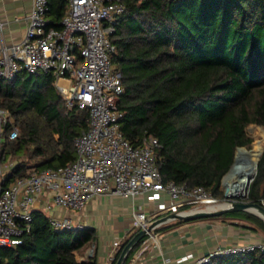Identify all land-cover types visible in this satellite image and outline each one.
<instances>
[{
  "label": "trees",
  "instance_id": "trees-1",
  "mask_svg": "<svg viewBox=\"0 0 264 264\" xmlns=\"http://www.w3.org/2000/svg\"><path fill=\"white\" fill-rule=\"evenodd\" d=\"M110 35L112 55L123 92L119 126L131 142L153 134L162 179L203 185L216 196L221 176L237 146H249V123L264 125V0H123ZM63 0H48L46 16L59 27ZM49 73L21 69L15 78L0 77V107L9 111L18 135L9 139L7 124L2 158H16L2 183L72 161L74 137L88 124V111L72 107ZM264 198V151L245 200ZM21 242L0 246V264H97L95 229H56L40 208ZM240 217L264 233V220L246 210L208 217ZM178 219L175 222H179ZM167 226V225H166ZM127 241V240H126ZM124 241L111 264L114 263ZM131 249L125 259L138 246ZM205 264H264V251L215 255Z\"/></svg>",
  "mask_w": 264,
  "mask_h": 264
},
{
  "label": "built area",
  "instance_id": "built-area-1",
  "mask_svg": "<svg viewBox=\"0 0 264 264\" xmlns=\"http://www.w3.org/2000/svg\"><path fill=\"white\" fill-rule=\"evenodd\" d=\"M63 1L66 8L56 27L46 16L48 0H31V7L23 16V37L0 45V77L12 80L21 69L53 75L67 110H87L88 124L74 137L76 157L72 161L40 171L32 169L6 185L2 183L5 170L0 153V246L21 242L31 228L35 208L79 210L95 195L132 199L145 195L147 205L141 209L132 206L130 211V228L146 229L136 251L139 254L148 244L159 242L156 227L162 223L148 229L153 220L171 212L214 210L221 207L219 202L239 200L221 201L203 185L164 181L155 155L157 138L145 131L131 142L122 133L119 122L123 113L118 100L123 85L112 62L116 46L110 35L116 16L125 9L123 0ZM7 124V137L13 139L18 128L9 111L0 107V144ZM260 204L264 206V198ZM74 215H49V221L56 229L85 226ZM127 239L124 236L115 241V254ZM250 250L264 251V238L217 245L205 253H185L173 260L163 258L161 264H205L215 255ZM92 252L93 245L88 255Z\"/></svg>",
  "mask_w": 264,
  "mask_h": 264
},
{
  "label": "crops",
  "instance_id": "crops-1",
  "mask_svg": "<svg viewBox=\"0 0 264 264\" xmlns=\"http://www.w3.org/2000/svg\"><path fill=\"white\" fill-rule=\"evenodd\" d=\"M30 7L31 0H0V45L17 42L23 37L26 27L23 16ZM146 201L145 195L132 199L130 196L100 194L92 196L79 210L57 207L45 213L48 216L74 213L76 220L93 227L95 242L83 251L76 252V257H87L89 248L95 245L97 264H108L115 254V241L124 236L129 239L137 231L130 228L131 207H144L147 205ZM176 220L178 219L158 225V244H148L139 254H136L137 246L125 264H161L163 258L173 260L185 253H205L217 245L264 238L260 229L254 228L251 222L240 217L205 216L182 219L179 222H175Z\"/></svg>",
  "mask_w": 264,
  "mask_h": 264
},
{
  "label": "water",
  "instance_id": "water-1",
  "mask_svg": "<svg viewBox=\"0 0 264 264\" xmlns=\"http://www.w3.org/2000/svg\"><path fill=\"white\" fill-rule=\"evenodd\" d=\"M239 147V146H237ZM236 147V148H237ZM264 151V150H263ZM234 162H231V164ZM258 162V160H257ZM230 164V166H231ZM257 165V163H256ZM229 166V168H230ZM229 168L226 170V172L229 170ZM225 172V173H226ZM224 173V174H225ZM223 174V175H224ZM222 175V176H223ZM221 176V177H222ZM253 175L249 177V181L252 180ZM225 195L227 196V189L225 191ZM233 210H246L252 213H255L259 215L261 218L264 219V206L258 202L255 201H249L245 199H239V200H233L228 202L225 206H221L217 209L214 210H193V211H186L185 213H175L171 212L168 213L164 216H161L155 220L152 221V223L148 226L149 228H152L156 226L157 224L166 222L168 220H173V219H195V218H200V217H205V216H212V215H218L221 214L225 211H233ZM146 234V229L141 228L137 230L127 241L126 243L122 246L117 258L115 259L113 264H124L126 257L130 253L131 249L140 241L142 237H144Z\"/></svg>",
  "mask_w": 264,
  "mask_h": 264
},
{
  "label": "bare ground",
  "instance_id": "bare-ground-1",
  "mask_svg": "<svg viewBox=\"0 0 264 264\" xmlns=\"http://www.w3.org/2000/svg\"><path fill=\"white\" fill-rule=\"evenodd\" d=\"M263 151V145L257 141L252 149L245 147H237V152L234 156V162L231 164L224 182L228 195H241L245 193L249 183V177L255 174L256 163L260 153ZM225 173V174H226ZM224 174V175H225ZM224 177V176H223ZM226 202H219L218 206H225Z\"/></svg>",
  "mask_w": 264,
  "mask_h": 264
},
{
  "label": "rangeland",
  "instance_id": "rangeland-1",
  "mask_svg": "<svg viewBox=\"0 0 264 264\" xmlns=\"http://www.w3.org/2000/svg\"><path fill=\"white\" fill-rule=\"evenodd\" d=\"M246 132L247 134L251 137V141L249 143V146H246V145H240L242 147H245L247 149H252L255 145V143L257 141L261 142V144L263 145V150H264V125H261V124H257V123H249L246 127ZM237 152V148L235 149ZM263 152V151H262ZM235 154V153H234ZM16 161H18V159L16 158H2L1 159V165H2V169L3 170H6L8 169V167L10 166V164L12 163H15ZM233 167V166H232ZM231 167V169H232ZM257 167V165H256ZM230 169V170H231ZM229 170V172H230ZM228 172V173H229ZM226 173L225 175H223L221 178H220V183H219V193L216 194V196L221 200V201H226V200H229L230 198H237V199H246V195H247V191H248V186H249V183L246 187V190H245V193L244 194H241V195H230V196H226L225 195V191H226V185H225V182H224V178L225 176L228 174ZM256 173V171H255ZM255 174H253L254 176Z\"/></svg>",
  "mask_w": 264,
  "mask_h": 264
}]
</instances>
